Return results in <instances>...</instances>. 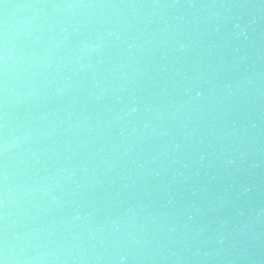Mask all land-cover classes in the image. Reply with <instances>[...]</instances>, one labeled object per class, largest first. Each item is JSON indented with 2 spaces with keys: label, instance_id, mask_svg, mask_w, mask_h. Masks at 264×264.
I'll use <instances>...</instances> for the list:
<instances>
[{
  "label": "water",
  "instance_id": "obj_1",
  "mask_svg": "<svg viewBox=\"0 0 264 264\" xmlns=\"http://www.w3.org/2000/svg\"><path fill=\"white\" fill-rule=\"evenodd\" d=\"M0 264H264V0H0Z\"/></svg>",
  "mask_w": 264,
  "mask_h": 264
},
{
  "label": "clouds",
  "instance_id": "obj_2",
  "mask_svg": "<svg viewBox=\"0 0 264 264\" xmlns=\"http://www.w3.org/2000/svg\"><path fill=\"white\" fill-rule=\"evenodd\" d=\"M123 259V258H122Z\"/></svg>",
  "mask_w": 264,
  "mask_h": 264
}]
</instances>
